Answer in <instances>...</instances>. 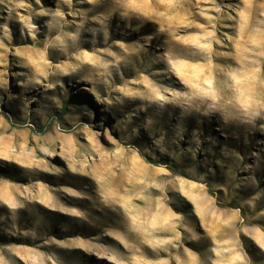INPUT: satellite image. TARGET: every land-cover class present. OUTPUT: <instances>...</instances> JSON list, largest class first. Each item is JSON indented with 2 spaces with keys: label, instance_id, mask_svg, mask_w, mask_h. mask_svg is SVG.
I'll use <instances>...</instances> for the list:
<instances>
[{
  "label": "rangeland",
  "instance_id": "1",
  "mask_svg": "<svg viewBox=\"0 0 264 264\" xmlns=\"http://www.w3.org/2000/svg\"><path fill=\"white\" fill-rule=\"evenodd\" d=\"M0 174V264H264V0H0Z\"/></svg>",
  "mask_w": 264,
  "mask_h": 264
},
{
  "label": "trees",
  "instance_id": "2",
  "mask_svg": "<svg viewBox=\"0 0 264 264\" xmlns=\"http://www.w3.org/2000/svg\"><path fill=\"white\" fill-rule=\"evenodd\" d=\"M62 113L58 114L56 118H58L59 120L61 119V115ZM150 161V160H149ZM160 165H164V166H167L169 167L170 169L171 168H175L173 165H170V163L167 161V160H163L159 163ZM4 176L0 174V179H2Z\"/></svg>",
  "mask_w": 264,
  "mask_h": 264
},
{
  "label": "bare ground",
  "instance_id": "3",
  "mask_svg": "<svg viewBox=\"0 0 264 264\" xmlns=\"http://www.w3.org/2000/svg\"><path fill=\"white\" fill-rule=\"evenodd\" d=\"M113 200V199H112Z\"/></svg>",
  "mask_w": 264,
  "mask_h": 264
}]
</instances>
